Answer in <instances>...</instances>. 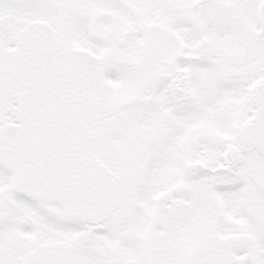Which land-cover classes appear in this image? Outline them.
<instances>
[{"label": "snow or ice", "instance_id": "1", "mask_svg": "<svg viewBox=\"0 0 264 264\" xmlns=\"http://www.w3.org/2000/svg\"><path fill=\"white\" fill-rule=\"evenodd\" d=\"M0 264H264V0H0Z\"/></svg>", "mask_w": 264, "mask_h": 264}]
</instances>
